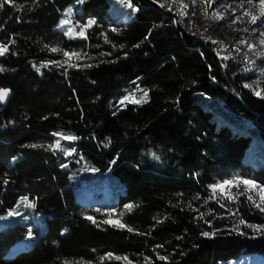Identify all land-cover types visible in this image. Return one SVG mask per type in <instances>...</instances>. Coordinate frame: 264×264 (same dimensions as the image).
Masks as SVG:
<instances>
[{"label":"trees","instance_id":"trees-1","mask_svg":"<svg viewBox=\"0 0 264 264\" xmlns=\"http://www.w3.org/2000/svg\"><path fill=\"white\" fill-rule=\"evenodd\" d=\"M128 1L134 19L123 24L109 17V0H0V89L12 92L0 105V217L28 201L44 226L0 228V264L264 258V211L245 194L227 200L213 190L234 179L264 188V167L245 166L250 137L218 127L196 101H219L264 139V99L250 89L254 78L152 0ZM76 4L85 36L69 39L58 28ZM141 93L142 101H126ZM54 133L74 138L62 143L70 157L54 150L61 136ZM80 162L115 178L123 194L107 207L80 205ZM106 209L125 227L105 223ZM29 237L28 248L9 255Z\"/></svg>","mask_w":264,"mask_h":264},{"label":"rangeland","instance_id":"rangeland-1","mask_svg":"<svg viewBox=\"0 0 264 264\" xmlns=\"http://www.w3.org/2000/svg\"><path fill=\"white\" fill-rule=\"evenodd\" d=\"M110 6L108 15L111 19L119 23L127 24L134 19V14L130 12L131 7H128V0H109ZM161 9L172 13L175 20L180 25L185 33L191 37L200 39L203 42H208L216 47V51L224 61L234 60V62L241 63L245 72L252 76V88H250L256 98L264 97V16L260 15L259 2H227L222 3L220 0H152ZM163 4V7L161 5ZM80 5V4H79ZM76 4L69 7L65 11V15L59 30L65 32L69 39H81L85 36V26L76 24L74 18L79 7ZM246 5L245 7H253L256 14H259L257 22L252 21L247 26L246 34L241 37L238 27L243 20L248 16L244 12L233 11L235 8ZM132 10V9H131ZM222 17V19L220 18ZM67 21V23H62ZM84 35L81 36L80 33ZM253 35L252 41L249 39V34ZM216 41V43H213ZM254 42V44L252 43ZM255 45V46H254ZM252 46V47H250ZM0 49H2L0 47ZM258 49V50H257ZM4 53V50H3ZM2 55H0L1 57ZM69 61H76L77 56H67ZM226 57V59H225ZM138 91H136L137 93ZM259 93V94H258ZM144 95L132 94L126 101L130 103H138L142 101ZM197 103L202 106L205 111L212 115V121L218 127L226 126L230 128L234 135H242L250 137L249 148L243 159L245 166H252L258 168L264 167V139L261 135L250 125L249 122L239 116L229 113L225 110L222 103L216 100L208 99L206 96H197ZM68 140L62 136H57L54 144V150L60 152L65 157H70V151L63 147V141ZM57 142L59 147H56ZM80 169L78 173V180L81 183V188H77V202L80 205L92 206L96 209L110 205L116 201L120 194L124 192V186L120 184L115 178L110 175H102L97 171H92L91 167L84 162H80ZM87 178V179H86ZM243 179L231 180L229 184L220 183L213 187V190L223 199L233 200L235 195L241 193L251 200L255 207L259 205V209L264 208L263 187L257 184L246 185ZM248 181V180H247ZM88 182V183H87ZM107 207V206H105ZM33 205L31 202L23 201L19 208L9 213L7 217L0 219V228L8 224L19 222L21 224L29 225L30 228H41V216L33 212ZM102 215H108L104 219L108 224L119 226L121 223L117 218H114V213L109 209L102 212ZM95 220V219H91ZM260 232L261 230H255ZM44 230V226L41 231ZM16 244L9 252V255H14L20 250H24L30 246V240ZM103 260V259H102ZM99 264H134L127 262L125 259L108 258L104 259ZM67 264H87L82 262L67 263ZM230 264H264V258L257 255H242L237 261Z\"/></svg>","mask_w":264,"mask_h":264},{"label":"snow or ice","instance_id":"snow-or-ice-1","mask_svg":"<svg viewBox=\"0 0 264 264\" xmlns=\"http://www.w3.org/2000/svg\"><path fill=\"white\" fill-rule=\"evenodd\" d=\"M174 2H175V0H174ZM194 2H195V0H194ZM205 2H207V0H205ZM251 2H252V0H249V3H251ZM259 5H260V15L261 16H264V0H259ZM128 7H132V4L129 3L128 4ZM161 7H163V4L161 5ZM244 14L245 15H249L248 12H245ZM220 18L222 19V17H220ZM256 22H257V17L255 15H253L252 16V23L255 24ZM62 23H67V21H64ZM92 23H94V21H89L88 22V26L90 27L92 25ZM262 23H264V22H262ZM113 30L115 31V29H113ZM80 35L83 36L84 33L81 32ZM261 35H264V32H262ZM213 43H216V41H213ZM52 50L53 51H56V49H52ZM0 55H3V49H0ZM64 55L65 56H69L70 53L65 52ZM71 55H77V54L76 53H71ZM225 59H226V57H225ZM3 70H4L3 68H0V71H3ZM37 71H39V69H37ZM245 87H249V85L246 84ZM8 92H9V90L0 89V102H2V101L5 100V98L8 95ZM145 95H146V93H145ZM261 98L264 99V97H261ZM54 135H61L62 136L63 134H56V133H54ZM68 139H74V138L73 137H68ZM31 147H37V145H31ZM49 147H51V146H49ZM56 147H59V143L58 142L56 144ZM222 183L223 184H229L230 181L225 180ZM243 183L246 184V185L255 186L252 181L245 180V181H243ZM214 187H217V186H214ZM261 191H264V189H261ZM249 198L251 199V197H249ZM261 199H262V201H264V197H261ZM126 207L128 209H131L133 206L132 205H127ZM257 207H259V205H257ZM261 211H264V208H261ZM87 218L88 219H92L91 217H87ZM0 219H2V217H0ZM93 222L95 223V221H93ZM105 223H107V221H105ZM241 223H244V221H241ZM248 226L249 227H252V228H254L255 230H258V231L261 230L260 226H255V225H248ZM119 227L123 228V227H125V225L121 224V225H119ZM128 231H132V229L131 228H128ZM240 234L243 235V233H240ZM202 235L205 236V237H208V238H213L214 235H215V233L203 232ZM159 258L160 259H164V257H159Z\"/></svg>","mask_w":264,"mask_h":264},{"label":"bare ground","instance_id":"bare-ground-1","mask_svg":"<svg viewBox=\"0 0 264 264\" xmlns=\"http://www.w3.org/2000/svg\"><path fill=\"white\" fill-rule=\"evenodd\" d=\"M246 5L240 6L238 8H235L233 11H239V12H248L249 15L243 20V22L240 24V26L238 27L239 30V34L241 35V37H243L246 34V30H247V26L249 25V23L252 21V16L255 15L257 17V19L260 17L259 14H256L254 11L253 7H245ZM256 33H251L249 34V39L250 41H252V37L253 35H256ZM254 44V42H252ZM255 46V45H254ZM252 47V46H250ZM258 50V49H257Z\"/></svg>","mask_w":264,"mask_h":264},{"label":"water","instance_id":"water-1","mask_svg":"<svg viewBox=\"0 0 264 264\" xmlns=\"http://www.w3.org/2000/svg\"><path fill=\"white\" fill-rule=\"evenodd\" d=\"M6 90H9V89H6ZM11 97H12V92L9 90L7 97L5 98L4 101L0 102V105L3 108H5L7 106V104H8V102L10 101Z\"/></svg>","mask_w":264,"mask_h":264}]
</instances>
